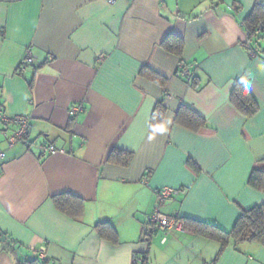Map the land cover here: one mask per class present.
I'll return each instance as SVG.
<instances>
[{"label": "crops", "instance_id": "0c3cea01", "mask_svg": "<svg viewBox=\"0 0 264 264\" xmlns=\"http://www.w3.org/2000/svg\"><path fill=\"white\" fill-rule=\"evenodd\" d=\"M256 2L264 7V0H0V106L29 117L26 143L7 147L0 134V232L12 240L0 244V264L35 257L133 264L135 254L149 264H264V245L229 242L217 255L213 238L144 221L157 205L181 223L229 231L264 200L248 184L253 169H264V27L250 38L244 22ZM168 33L182 37L180 56L161 47ZM28 48L33 61L18 69ZM144 65L165 84L142 76ZM238 83L257 103L252 115L231 102ZM159 100L165 112L153 126ZM72 104L83 110L71 118ZM181 107L204 124H180ZM47 144L64 151L48 153ZM112 150L130 152L127 164L108 159ZM164 185L180 191L159 202ZM66 193L81 202L78 215L54 202ZM101 220L115 242L96 231Z\"/></svg>", "mask_w": 264, "mask_h": 264}, {"label": "trees", "instance_id": "16d2710c", "mask_svg": "<svg viewBox=\"0 0 264 264\" xmlns=\"http://www.w3.org/2000/svg\"><path fill=\"white\" fill-rule=\"evenodd\" d=\"M244 22L247 26L250 38L256 37V28L259 24L264 23V7L259 2H256L252 11L244 19ZM263 27L264 25L261 28ZM160 45L165 51L180 56L183 50V39L179 35L168 33L165 37H163ZM140 74L161 85L165 84L166 78L149 66L144 65L140 70ZM230 99L233 105L246 115H252L257 111V103L255 102L249 90L242 84L238 83L234 86L230 95ZM164 112L165 107L159 100L153 111L151 125L159 126ZM175 120H177L182 125L190 127L191 129H196L204 124V119L187 107H181L177 111ZM130 157V152L112 150L108 159L122 164H127ZM248 184L264 192V169H253L249 174ZM54 202L61 210L65 212H69L72 215L79 214L81 202L69 193L56 195ZM94 226L101 237L110 239L113 242L116 241V232L108 221H98ZM182 226L189 231L197 232L217 240L220 243V248L217 255L229 242H233V244L242 242H255L264 245V200L261 203L242 211L235 220L233 227L229 231H223L209 223L189 218L183 219ZM1 243L11 246L12 240L0 232V244ZM139 258L140 260L133 264H149L143 254L140 255ZM17 264L47 263L45 257H35L32 259H18Z\"/></svg>", "mask_w": 264, "mask_h": 264}, {"label": "built area", "instance_id": "2783aa9c", "mask_svg": "<svg viewBox=\"0 0 264 264\" xmlns=\"http://www.w3.org/2000/svg\"><path fill=\"white\" fill-rule=\"evenodd\" d=\"M110 3H113L115 0H108ZM261 27L259 26L256 29V33L260 31ZM33 61V55L31 50L28 48L25 52V55L21 59L18 65V69H25ZM179 74L189 76L191 74L189 68L184 64L179 65ZM83 110L81 104H72L69 107V116L72 118ZM0 122L2 127L0 128V134L6 143L7 147H11L16 143H26L28 140L29 133V117L26 114H8L0 106ZM44 151L48 153L63 152L62 148H58L53 144H47L44 146ZM5 156L4 148L0 145V159ZM180 189L162 186L156 189V195L159 202L173 197L179 193ZM144 221L154 229L161 231H170V230H181L182 223L177 215H164L159 212L158 206L156 205L152 213L146 214L144 216ZM140 256V255H139ZM138 255L135 254L133 263H136L140 260ZM43 257V255H41Z\"/></svg>", "mask_w": 264, "mask_h": 264}]
</instances>
